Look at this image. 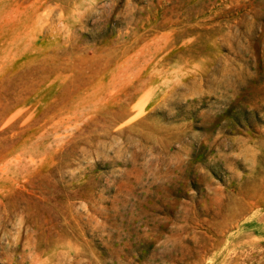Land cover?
<instances>
[{"label": "rangeland", "instance_id": "obj_1", "mask_svg": "<svg viewBox=\"0 0 264 264\" xmlns=\"http://www.w3.org/2000/svg\"><path fill=\"white\" fill-rule=\"evenodd\" d=\"M0 264H264V0H0Z\"/></svg>", "mask_w": 264, "mask_h": 264}]
</instances>
